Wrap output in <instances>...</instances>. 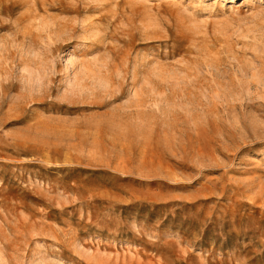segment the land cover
<instances>
[{
	"label": "rangeland",
	"instance_id": "rangeland-1",
	"mask_svg": "<svg viewBox=\"0 0 264 264\" xmlns=\"http://www.w3.org/2000/svg\"><path fill=\"white\" fill-rule=\"evenodd\" d=\"M0 264H264V0H0Z\"/></svg>",
	"mask_w": 264,
	"mask_h": 264
}]
</instances>
